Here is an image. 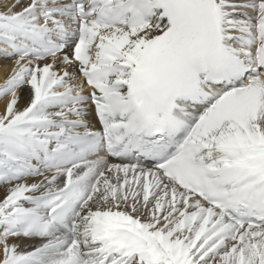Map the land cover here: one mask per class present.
Masks as SVG:
<instances>
[{
  "label": "snow or ice",
  "instance_id": "snow-or-ice-1",
  "mask_svg": "<svg viewBox=\"0 0 264 264\" xmlns=\"http://www.w3.org/2000/svg\"><path fill=\"white\" fill-rule=\"evenodd\" d=\"M3 58L0 264H264V0H0Z\"/></svg>",
  "mask_w": 264,
  "mask_h": 264
},
{
  "label": "bare ground",
  "instance_id": "bare-ground-1",
  "mask_svg": "<svg viewBox=\"0 0 264 264\" xmlns=\"http://www.w3.org/2000/svg\"><path fill=\"white\" fill-rule=\"evenodd\" d=\"M19 10V9H17ZM13 59H8V58H3L0 59V84H3L5 79L7 78L8 74L11 71V68L13 67ZM7 98L4 99H0V112H3L4 109V103L6 101ZM29 100V96H28V90L27 89H22L21 90V100L19 103V108L23 109ZM113 162H119V161H113ZM31 182V181H29ZM5 193L2 189H0V200L3 199ZM10 243H17L21 245V250H25L24 249V245L26 244H37L39 243V240H26L25 238L21 237V238H10ZM27 250H31V248H28Z\"/></svg>",
  "mask_w": 264,
  "mask_h": 264
}]
</instances>
